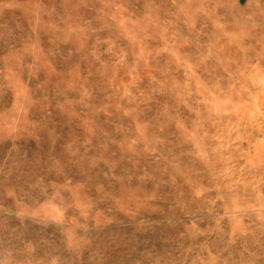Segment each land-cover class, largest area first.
Listing matches in <instances>:
<instances>
[{
  "label": "rangeland",
  "instance_id": "374dc122",
  "mask_svg": "<svg viewBox=\"0 0 264 264\" xmlns=\"http://www.w3.org/2000/svg\"><path fill=\"white\" fill-rule=\"evenodd\" d=\"M0 264H264V0H0Z\"/></svg>",
  "mask_w": 264,
  "mask_h": 264
}]
</instances>
